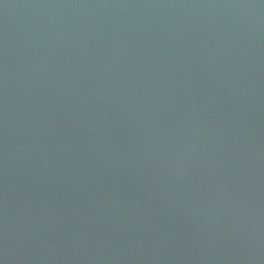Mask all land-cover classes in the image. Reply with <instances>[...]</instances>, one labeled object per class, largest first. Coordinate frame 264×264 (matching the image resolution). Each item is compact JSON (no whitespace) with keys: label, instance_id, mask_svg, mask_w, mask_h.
<instances>
[{"label":"water","instance_id":"95a60500","mask_svg":"<svg viewBox=\"0 0 264 264\" xmlns=\"http://www.w3.org/2000/svg\"><path fill=\"white\" fill-rule=\"evenodd\" d=\"M0 264H264V0H0Z\"/></svg>","mask_w":264,"mask_h":264}]
</instances>
